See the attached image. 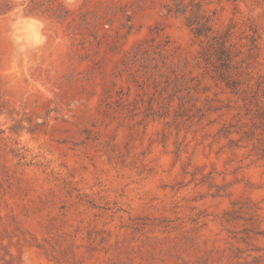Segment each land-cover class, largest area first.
Segmentation results:
<instances>
[{
	"label": "rangeland",
	"instance_id": "1",
	"mask_svg": "<svg viewBox=\"0 0 264 264\" xmlns=\"http://www.w3.org/2000/svg\"><path fill=\"white\" fill-rule=\"evenodd\" d=\"M11 1L0 264H264V0H200L239 94L165 0H115L99 43Z\"/></svg>",
	"mask_w": 264,
	"mask_h": 264
},
{
	"label": "trees",
	"instance_id": "2",
	"mask_svg": "<svg viewBox=\"0 0 264 264\" xmlns=\"http://www.w3.org/2000/svg\"><path fill=\"white\" fill-rule=\"evenodd\" d=\"M106 2V6L101 8L94 0H83L76 9L68 8L63 0H23L21 4L26 16H37L54 24L65 25L67 35L73 39L79 35L81 43L85 41L99 43L101 37L109 36L112 23L110 15L124 18L118 29L126 27V34L132 29V26L127 24L131 21L130 14H127L115 0H106ZM10 5H14L11 0H0V16L9 12ZM164 6L167 12L184 18L191 34L200 39V43L203 39L206 40L200 47V59L205 64H209L212 62V55H217V59L222 61L221 69H214L218 79L224 82L230 92L239 94L238 84L232 80L233 75L225 65L230 58V50L226 45L228 34L218 35L214 29L216 12L208 13L200 0H165ZM90 37L92 40H89Z\"/></svg>",
	"mask_w": 264,
	"mask_h": 264
},
{
	"label": "bare ground",
	"instance_id": "3",
	"mask_svg": "<svg viewBox=\"0 0 264 264\" xmlns=\"http://www.w3.org/2000/svg\"><path fill=\"white\" fill-rule=\"evenodd\" d=\"M37 20H38V19H37ZM40 22H43V21L40 20ZM38 24H39V23H38ZM38 24H37V25H38ZM40 24H41V23H40ZM42 24H43V23H42ZM39 26H40V25H39ZM16 27H17V26H16ZM32 27H33V26H32ZM35 27H37V26H35ZM35 27H33V28L35 29ZM21 28H22V27H21ZM23 28H24V27H23ZM27 28H28V27H27ZM27 28H26V29H27ZM42 28H43V27H42ZM45 28H46V27H45ZM17 29H18V28H17ZM17 29H16V30H17ZM19 29H20V28H19ZM46 29H47V28H46ZM35 30H37V29H35ZM35 30H34V31H35ZM12 31H13V30H12ZM24 31H25V30H24ZM30 31H31V30H30ZM30 31H29V32H30ZM14 32H15V29H14L13 33H14ZM26 32H27V31H26ZM31 32H33V31H31ZM38 32H39V30H38ZM40 32H41V31H40ZM42 32H43V31H42ZM19 33H20V31H19ZM16 34H17V33H16ZM35 34H36V33H35ZM42 34H43V33H42ZM22 35H23V34H22ZM28 35H30V34L28 33ZM28 35H27V36H28ZM32 35H33V34H32ZM32 35H31V36H32ZM36 35H37V34H36ZM12 36H13V35H12ZM14 36H15V34H14ZM38 36H41V35L38 34ZM15 37H16V36H15ZM32 37H33V36H32ZM18 38H19V37H18ZM21 38H22V37H21ZM27 38H28V37H27ZM27 38H26V39H27ZM38 38H39V37H38ZM29 39H31V37H30ZM16 40H17V37H16ZM22 40H23V39H22ZM18 41H19V40H18ZM30 41H31V40H30ZM38 41H39V39H38ZM20 42H21V41H20ZM40 42H41V41H40ZM18 44H19V43H18ZM30 44H32V42H31ZM15 46H16V45H15ZM17 46H18V45H17ZM17 46H16V48H18ZM29 46H30V45H29ZM35 46H36V45H35ZM43 46H44V45H43ZM20 47H22V46H20ZM23 47H24V46H23ZM31 47H32V46H31ZM28 48H29V47H28ZM32 48H33V47H32ZM16 50H17V49H16ZM23 50H24V48H23ZM28 50H29V49H28ZM30 51H31V50H30ZM25 52H26V51H25Z\"/></svg>",
	"mask_w": 264,
	"mask_h": 264
},
{
	"label": "clouds",
	"instance_id": "4",
	"mask_svg": "<svg viewBox=\"0 0 264 264\" xmlns=\"http://www.w3.org/2000/svg\"><path fill=\"white\" fill-rule=\"evenodd\" d=\"M13 12H15V6L14 5H10L9 14L11 15Z\"/></svg>",
	"mask_w": 264,
	"mask_h": 264
}]
</instances>
